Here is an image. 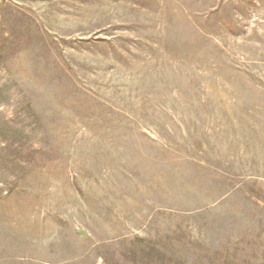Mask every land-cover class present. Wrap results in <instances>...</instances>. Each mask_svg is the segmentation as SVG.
Wrapping results in <instances>:
<instances>
[{"label":"rangeland","instance_id":"1","mask_svg":"<svg viewBox=\"0 0 264 264\" xmlns=\"http://www.w3.org/2000/svg\"><path fill=\"white\" fill-rule=\"evenodd\" d=\"M0 264H264V0H0Z\"/></svg>","mask_w":264,"mask_h":264}]
</instances>
